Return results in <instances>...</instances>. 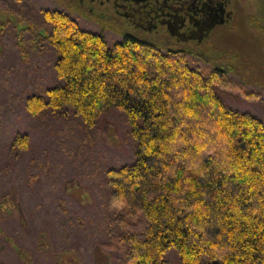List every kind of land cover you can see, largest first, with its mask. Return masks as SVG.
I'll list each match as a JSON object with an SVG mask.
<instances>
[{"label": "trees", "instance_id": "trees-1", "mask_svg": "<svg viewBox=\"0 0 264 264\" xmlns=\"http://www.w3.org/2000/svg\"><path fill=\"white\" fill-rule=\"evenodd\" d=\"M10 8L6 24L21 56L53 52L60 80L27 92L23 103L31 115H54L68 135L76 133L68 110L87 130L112 109L129 124L133 160L99 178L105 236L139 218L146 227L121 229L104 250L97 245L105 262L112 259L105 248L115 246L117 264H168L171 248L182 264H264V121L224 99L228 90L258 95L249 82L232 75L233 67L202 69L187 50L131 36L111 43L70 13L38 10L32 0H16ZM249 22L264 34L253 15ZM17 137L25 148L27 136ZM15 212L21 213L16 192L5 193L0 216ZM39 247L55 252L46 230ZM64 250L54 254L58 264H82L76 248ZM66 251L73 263L63 260Z\"/></svg>", "mask_w": 264, "mask_h": 264}, {"label": "rangeland", "instance_id": "rangeland-1", "mask_svg": "<svg viewBox=\"0 0 264 264\" xmlns=\"http://www.w3.org/2000/svg\"><path fill=\"white\" fill-rule=\"evenodd\" d=\"M15 1L0 0V197L16 192L21 213L0 216V264H58L55 252L73 248L81 254L82 264H117L120 249L115 246L105 248L112 258L105 262L106 239L120 234L123 228L142 231L146 227L145 220L139 218L105 236L106 195L99 178L103 182L106 170L133 160L135 142L129 124L122 111L112 109L87 130L78 126V118L68 110V118L76 126L75 135H68L54 115L33 116L27 111L23 103L27 92L51 87L60 80L53 68V52L32 54L29 60L21 56L12 28L6 24L13 18L8 10ZM32 1L38 10L59 9L75 19L59 0ZM246 7L236 30L217 33L215 61H192L202 69L213 64L235 68L232 75L248 81L258 95L249 97L228 90L224 92L226 103L264 121V34L249 22L253 15L264 24V0L248 2ZM77 21L82 28L97 32L83 18ZM105 37L111 43L122 39L115 34ZM18 135L27 136L25 148ZM60 200L65 202L64 208ZM43 230L54 245V253L39 247ZM97 245L103 250L95 248ZM15 246L25 251L30 261L20 256ZM62 257L73 263L69 252ZM165 259L168 264H182L174 248L167 251Z\"/></svg>", "mask_w": 264, "mask_h": 264}, {"label": "flooded vegetation", "instance_id": "flooded-vegetation-1", "mask_svg": "<svg viewBox=\"0 0 264 264\" xmlns=\"http://www.w3.org/2000/svg\"><path fill=\"white\" fill-rule=\"evenodd\" d=\"M252 1L66 0L64 5L76 20L83 18L97 33L115 34L122 39L131 36L157 46L187 50L194 59L208 63L217 57V33L236 30L238 19L246 13V4ZM254 17L264 32L262 19Z\"/></svg>", "mask_w": 264, "mask_h": 264}]
</instances>
